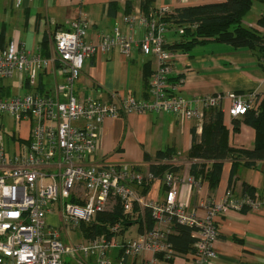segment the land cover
Instances as JSON below:
<instances>
[{"label":"built area","instance_id":"2783aa9c","mask_svg":"<svg viewBox=\"0 0 264 264\" xmlns=\"http://www.w3.org/2000/svg\"><path fill=\"white\" fill-rule=\"evenodd\" d=\"M21 1L15 0L16 6ZM169 11L161 7L152 16L126 14L121 19L143 26L138 46L157 62L147 100L115 92L106 101L79 99L75 94L84 59L97 49L107 51L117 45L124 53L129 52L131 40L118 22L112 33L103 35L95 45L84 39L89 21L80 17L71 29L54 34L48 56L21 48L15 41L0 48V79L21 76L31 89L20 96L0 95V117L31 123L29 136L18 151L7 156L0 148V264H125L127 258L137 256L145 257L141 264H171L176 256L167 240L172 219L192 229L195 242L194 250L186 254L188 264H213L217 238L214 217L231 209L261 206L256 195L235 197L227 190L219 200L203 202L204 214L199 215L186 200L177 198L179 185L200 188L204 182L201 176L190 173L192 161L186 164L182 177L167 171L158 178L126 164L89 160L98 148L100 127L106 117L130 112L173 113L197 121L200 129L202 107L221 106L225 97L230 99L227 112L234 117L254 106L250 95L228 93L197 99L180 93L182 79H170L174 55L163 48L171 29L159 19ZM43 71L58 74L50 75L52 89L37 88ZM170 162L179 165L178 155ZM147 180H160L166 187L162 198L148 199L140 192ZM117 199L133 219L148 207L156 221L154 227L129 237L122 222L117 221L109 226L108 233L87 240L72 239L81 223H89L98 212L111 210ZM49 215L58 216L57 222L50 221ZM114 250L117 256L112 255Z\"/></svg>","mask_w":264,"mask_h":264},{"label":"crops","instance_id":"0c3cea01","mask_svg":"<svg viewBox=\"0 0 264 264\" xmlns=\"http://www.w3.org/2000/svg\"><path fill=\"white\" fill-rule=\"evenodd\" d=\"M141 1L22 0L21 4L16 6L15 0H0V32L4 33L0 47L15 41L21 48L45 56L41 46L44 35L48 34L49 55L54 34L60 30L71 29L72 23L80 17L89 21L84 39L97 45L103 35L112 33L115 23L118 22L122 33L131 40L129 52L124 53L117 45L107 51L97 49L95 54L84 59L81 73L75 82V94L79 99L94 97L106 101L111 93L115 92L124 97L133 96L136 99L147 100L150 95L144 86L145 75L149 74L150 82L157 62L153 55H145L138 46L144 34L143 26L121 21L126 14L142 13ZM150 1L156 9L168 7L171 10L224 0ZM254 6H257L259 12L253 17L245 15L243 23L246 26L257 27V18L264 14V3L254 1L252 7ZM258 29L260 30L259 27ZM165 38L175 39L176 35L170 30ZM172 54L174 58L170 77L182 79L179 91L184 96L201 99L216 94L235 93L244 97L252 96L255 107L260 104L264 106V59H261V52L257 49L234 48L225 43L211 41L195 46L190 52ZM50 75L58 74L49 71L39 73L38 89H52L53 78ZM57 79L60 80V77ZM18 89L22 93L19 94ZM30 90L23 83L21 76L0 79L2 97L20 96ZM229 105L230 99L225 97L221 106H218L224 114L223 121L228 130L229 144L252 148L255 142L254 128L240 122L238 130L234 131L233 121L241 119V116L229 115L227 112ZM2 119L18 129L27 122L22 119L13 121L12 118L5 116L0 117L1 127L6 125ZM198 126L197 121L187 120L173 113L130 112L117 117H106L100 127L98 148L89 160H106L110 163L126 164L134 169L138 166L142 171H147L148 162L145 161V154L154 157L158 151L171 147L178 155L180 161L178 175L182 177L189 161L186 153L192 142L191 129L197 128L195 131L200 134L201 127L199 129ZM28 136L19 138L10 153L18 151ZM237 162L232 176V160L226 159L223 162L220 179L213 189L205 179L200 188L179 185L177 198L186 200L189 208L203 215L202 203L207 199L219 200L227 190L235 197H241L245 194L244 185L252 187L256 197L261 201L260 207L246 210L231 209L214 217L217 238L214 243L216 258L213 264H264V160L257 161L254 167L245 166L241 160ZM164 193L160 180H154L146 197L162 198ZM137 232L136 225L129 226L125 231L129 237L136 236ZM112 255L117 256V251L114 250ZM143 258L145 257L127 258L125 264H141ZM188 262L186 254H178L171 264Z\"/></svg>","mask_w":264,"mask_h":264},{"label":"trees","instance_id":"16d2710c","mask_svg":"<svg viewBox=\"0 0 264 264\" xmlns=\"http://www.w3.org/2000/svg\"><path fill=\"white\" fill-rule=\"evenodd\" d=\"M254 1L264 3V0H224L171 9L159 19L169 26L176 38L165 39L163 48L171 53L190 52L197 45L214 41L231 45L234 48L257 49L261 52V59H264V33L258 29V27L264 29V14L257 18V27L246 26L243 23L244 17L252 8ZM111 7L112 4L109 5V10L112 9ZM140 8L146 16H152V13L157 10L150 0H142ZM3 34V32H0V42ZM48 42V34H45L41 46L45 56H48ZM148 77L149 74L145 75L144 81L147 94L149 88ZM170 79L176 80L178 77H170ZM223 116V111L218 106L203 107L201 132L198 134L194 128L191 129L192 142L186 153L187 159L192 161L190 173L207 180L211 189L217 185L223 162L226 159L232 160L231 176L238 160H241L248 167H254L257 161L264 160L263 104L249 108L246 113L241 115V119L233 121L234 131L238 130L240 122L254 128L255 142L252 148L235 147L229 144V134ZM176 154V151L171 147L158 151L154 157L145 154V161L148 162L147 171L158 178H161L167 171L178 174L180 166L170 162V159ZM135 169L142 171V168L138 166ZM151 183L147 180L140 192L146 195ZM165 189L166 187L163 185V191ZM244 192L253 197L255 195V190L248 185H244ZM246 209H249V207L244 206L242 208V210ZM134 210V212L138 210L137 206ZM132 217L133 215L124 213L120 201L117 199L111 210L98 212L89 223H81L79 228L80 232L89 239L96 234L108 233L109 226L117 221L122 222L123 231L133 224L136 225L138 232H141L144 228L147 230L152 229L156 224L148 207L138 211L136 219ZM191 230L190 227L177 223L174 219L170 221L167 240L171 243L176 255L187 254L194 250L195 238L191 235Z\"/></svg>","mask_w":264,"mask_h":264},{"label":"rangeland","instance_id":"374dc122","mask_svg":"<svg viewBox=\"0 0 264 264\" xmlns=\"http://www.w3.org/2000/svg\"><path fill=\"white\" fill-rule=\"evenodd\" d=\"M258 12L259 11H258L257 6H254L247 13V15H248L247 17H251V16L253 17ZM13 88L14 89L16 88V84L14 85ZM18 93L20 94V93H22V91L20 89H18ZM4 121L6 122L5 119H2V122H4ZM0 124H1V120H0ZM5 124H6L5 127H1V125H0V148H2L3 151L5 152V154L7 156H9V155L13 154V153H10V150H12L14 144L18 141V139L19 138H25L28 136V134L31 130V123L29 121L24 122L21 129L14 128V126L12 124H10L9 122H6ZM15 131H17V133H15L16 135L14 134ZM49 220L55 223L58 220V216L56 218L55 215H50ZM72 239H74V240H77V239L78 240H87V238L80 231H78V233L77 232L73 233Z\"/></svg>","mask_w":264,"mask_h":264}]
</instances>
